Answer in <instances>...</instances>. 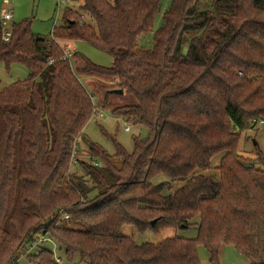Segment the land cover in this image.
<instances>
[{
    "label": "trees",
    "instance_id": "16d2710c",
    "mask_svg": "<svg viewBox=\"0 0 264 264\" xmlns=\"http://www.w3.org/2000/svg\"><path fill=\"white\" fill-rule=\"evenodd\" d=\"M160 11L161 0H83L50 38L25 20L5 42L0 26V62L29 71L0 89V264L16 263L42 236L73 264H201L199 244L210 264H221L227 246L264 264V151L255 144L254 158L240 154L242 133L264 120V0H173L154 29ZM149 33L152 47L139 48ZM60 42L93 45L113 66L75 51V72ZM78 74L107 80L98 87L104 106L114 90L134 101L111 112L148 136L134 139L132 154L114 141L120 164L93 143L88 161L78 158L99 113ZM219 154V174H203ZM61 208L76 227L55 217ZM193 226L196 239L138 244L123 233ZM27 259L56 264L51 249Z\"/></svg>",
    "mask_w": 264,
    "mask_h": 264
},
{
    "label": "rangeland",
    "instance_id": "374dc122",
    "mask_svg": "<svg viewBox=\"0 0 264 264\" xmlns=\"http://www.w3.org/2000/svg\"><path fill=\"white\" fill-rule=\"evenodd\" d=\"M172 2L173 0H161V11L156 17L154 29H158L161 26L163 15L169 10ZM58 3L59 0H9V3L5 4L3 0H0V26L4 31H8L12 24L30 20L32 22L31 30L35 35L50 38L54 28H59L63 25L65 10L69 8L79 11L80 4L83 3V0H69L67 4L62 3L59 10ZM5 11H9L12 14L11 21L7 22L3 19V13ZM85 21L93 23L87 18V16H85ZM152 41L153 35L151 33L141 36L138 40V47L150 48L152 47ZM60 44L63 46L67 45V43L63 42H60ZM67 46H69L72 53L78 51L97 65L107 68L113 66V57L109 53L104 52L93 45L88 43H72ZM72 62L73 68L76 72V68L82 65V63L78 57H74ZM28 76L29 71L23 64L13 63L8 71L5 64L0 62V89L9 87L16 81H24ZM78 76L88 91L94 94L95 98H93L95 107L98 112L101 113L100 116H93L85 126L80 138L79 146L76 147L80 154L78 158L88 161L86 158V151L88 150L89 144L93 143L105 150L112 160L116 161V164H120L119 159L114 157L116 154L114 141L120 144L127 153L132 154L135 151L134 139L138 138L140 140H146L148 136V131L146 129L135 127L131 123L125 122L122 118L113 115L111 112V110L116 107L131 104L134 101L128 94H112L109 102L104 106L105 93H103L98 87L110 85L107 80L100 76L87 77L82 74H78ZM127 127L130 128V131H126ZM255 144H258V147L264 151V125H258L251 130L242 133L240 154L243 158H254ZM221 157L222 154L213 157L211 160V168L204 171L203 174L206 176L218 175L219 173L217 169L220 165ZM163 179L166 178L158 176L155 178V182L158 183ZM181 184L182 183L179 182L173 183L172 192L180 187ZM165 192L167 193L168 191L166 190ZM198 220L199 219L197 218L195 221L198 222ZM63 223L64 226L68 228L76 227V223L69 221V219L65 220ZM123 233L129 236H134L135 241L138 244H142L146 242L157 243L174 235L196 239L198 228L193 226L186 230H168L161 235H156L151 231L140 235L126 229L123 230ZM54 243L56 244V242ZM42 248L50 250L52 245L50 242H47ZM197 249L201 264H210V256L205 246L199 244ZM33 252L36 253L37 251L33 250ZM220 261L221 264H249L246 257L234 246H227L222 249Z\"/></svg>",
    "mask_w": 264,
    "mask_h": 264
},
{
    "label": "built area",
    "instance_id": "2783aa9c",
    "mask_svg": "<svg viewBox=\"0 0 264 264\" xmlns=\"http://www.w3.org/2000/svg\"><path fill=\"white\" fill-rule=\"evenodd\" d=\"M5 4H8L9 3V0H3ZM69 0H59V3H58V10H59V7L62 3L64 4H67ZM3 19L5 21H11L12 20V14L9 12V11H5L3 13ZM11 37V31H7L4 33V36H3V40L5 42H8L9 39ZM60 48L62 49L63 51V57L62 59L64 60H71L72 59V56H73V53L72 51L70 50L69 46H63L60 44ZM54 60H50V63H53ZM101 113H98L96 114V116H100ZM252 124H254L255 126H258V125H264V120H261L259 123L256 122L255 120L252 122ZM126 131H130V128L127 127L126 128ZM74 162V160H73ZM55 217H62V219L64 220H68L70 219V216L66 213V210L61 208L59 209V211H57L55 213ZM47 242H50L51 245H52V248H51V251L53 252V255H54V262L56 264H73V263H69L65 260L64 257H62L59 252H58V246L54 243L53 240L47 238L46 236H42L40 239L36 240L35 242H32L28 249H27V252L23 255H21V257L16 261V263H12V264H31L28 262V259H27V256H30V255H33V254H38L41 250V248L43 247V245ZM33 250H36L37 252L34 253Z\"/></svg>",
    "mask_w": 264,
    "mask_h": 264
},
{
    "label": "water",
    "instance_id": "95a60500",
    "mask_svg": "<svg viewBox=\"0 0 264 264\" xmlns=\"http://www.w3.org/2000/svg\"><path fill=\"white\" fill-rule=\"evenodd\" d=\"M114 94H118V95H122L123 94V90H114L113 91ZM156 221H153L152 224H154Z\"/></svg>",
    "mask_w": 264,
    "mask_h": 264
}]
</instances>
